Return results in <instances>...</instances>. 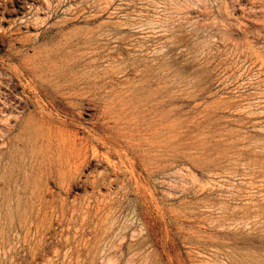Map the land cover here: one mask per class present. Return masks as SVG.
<instances>
[{
    "label": "rangeland",
    "instance_id": "obj_1",
    "mask_svg": "<svg viewBox=\"0 0 264 264\" xmlns=\"http://www.w3.org/2000/svg\"><path fill=\"white\" fill-rule=\"evenodd\" d=\"M0 5V264H264V0ZM94 44L97 67L111 76L103 74L98 98L75 109L77 129L84 134L106 121L104 110L113 113L111 146H88L76 163L54 166V176L37 182L5 165L3 132H17L25 83L17 68Z\"/></svg>",
    "mask_w": 264,
    "mask_h": 264
},
{
    "label": "bare ground",
    "instance_id": "obj_2",
    "mask_svg": "<svg viewBox=\"0 0 264 264\" xmlns=\"http://www.w3.org/2000/svg\"><path fill=\"white\" fill-rule=\"evenodd\" d=\"M38 1V0H37ZM45 1V0H44ZM64 1V0H63ZM63 1L61 0V2L63 3ZM7 2V1H6ZM5 2V3H6ZM29 2V1H28ZM34 2V1H31ZM3 3V2H1ZM45 3V2H44ZM29 4V3H28ZM37 4V3H36ZM54 4V3H53ZM8 5V4H7ZM70 5V4H68ZM36 6V5H35ZM40 6V5H39ZM65 6V5H64ZM74 6V4H73ZM72 6V8H73ZM1 7V5H0ZM33 7V6H32ZM59 7V5H58ZM62 7V6H61ZM80 7V6H79ZM84 8V7H83ZM6 9V8H5ZM26 10V8H25ZM24 10V11H25ZM32 10V9H31ZM39 10V9H38ZM61 10V9H60ZM68 10V9H67ZM79 10V9H78ZM81 10V9H80ZM79 10V12H80ZM7 11V10H6ZM5 11V12H6ZM33 11V10H32ZM31 11V12H32ZM50 11V10H49ZM72 11V10H71ZM83 11V10H82ZM11 12V11H10ZM14 12V11H12ZM66 12V11H65ZM93 12V11H92ZM7 13H9L7 11ZM18 13V12H17ZM26 13V12H25ZM10 14V13H9ZM49 14V13H48ZM76 14V13H75ZM93 14V13H92ZM11 15V14H10ZM84 15V14H83ZM88 15H90L88 13ZM28 16V15H27ZM35 16V15H34ZM52 16V15H51ZM67 16V15H66ZM69 16V15H68ZM67 16V17H68ZM93 16V15H92ZM26 17V16H25ZM37 17V16H36ZM45 17V16H44ZM58 17V16H57ZM87 17V16H86ZM89 17V16H88ZM24 18V17H23ZM63 18V17H62ZM31 19V18H30ZM53 19V18H52ZM79 19V18H78ZM25 20V19H24ZM28 20V19H27ZM32 20V19H31ZM71 20V19H70ZM100 20V19H99ZM102 20V19H101ZM100 20V21H101ZM13 21V20H12ZM16 21V20H15ZM51 21V20H50ZM65 20H63L64 22ZM69 21V20H66ZM61 22V21H60ZM95 22V21H94ZM103 22V20H102ZM9 23V22H8ZM65 23V22H64ZM73 23V22H72ZM96 23V22H95ZM11 24V22H10ZM23 24V23H22ZM38 24V23H37ZM51 24V22H50ZM77 24V23H76ZM81 24V23H80ZM112 24V23H111ZM121 24V23H120ZM146 24V23H144ZM56 25V24H55ZM67 25V24H66ZM79 25V24H78ZM100 25V24H99ZM1 26V25H0ZM29 26V25H28ZM33 26H35L33 24ZM32 26V27H33ZM51 26V25H50ZM54 26V25H53ZM64 26V25H63ZM77 26V25H76ZM82 27V25H80ZM97 26V24L95 25ZM93 26V27H95ZM109 26V25H107ZM115 26V25H114ZM45 27V26H44ZM67 27V26H66ZM71 27V26H70ZM79 26H77L78 28ZM110 27V26H109ZM8 28V27H7ZM25 28V27H24ZM63 28V27H62ZM61 28V30H62ZM86 28H89V26ZM107 28V27H106ZM112 28V27H111ZM141 28V27H139ZM138 28V29H139ZM12 28H10L11 30ZM28 29V28H27ZM41 29V28H40ZM64 29V28H63ZM71 29V28H70ZM69 29V30H70ZM74 29V28H73ZM95 29V28H94ZM104 29V28H103ZM135 29V28H134ZM6 30V29H5ZM43 30V29H42ZM93 29H91L92 31ZM102 30V29H101ZM115 30V29H114ZM4 31V30H3ZM20 31H22L20 29ZM55 31V30H54ZM67 31V30H66ZM97 31V30H96ZM95 31V32H96ZM100 31V30H99ZM99 31H97L96 33H98ZM110 31V30H107ZM118 31V30H116ZM37 32V31H36ZM72 32V31H71ZM77 32V31H76ZM85 32V31H84ZM104 32V30H103ZM112 32V31H111ZM109 32V33H111ZM3 33V32H2ZM24 33V32H23ZM31 33V31H30ZM34 33V32H32ZM66 33V32H65ZM107 33V34H109ZM125 33V32H124ZM40 34V33H39ZM49 34V32L47 33ZM81 34V33H80ZM79 34V35H80ZM93 34V33H92ZM101 34V32H99V35ZM105 34V32L103 33ZM114 34V33H113ZM112 34V35H113ZM121 34V32L119 33ZM127 34V33H125ZM29 35V34H28ZM45 35V34H44ZM86 36H88V34H85ZM85 35H83L85 37ZM96 36V37H99ZM1 36V35H0ZM4 36V34H3ZM14 36V35H13ZM25 36V35H24ZM27 36V35H26ZM25 36V37H26ZM94 36V35H93ZM118 36V35H117ZM19 41L20 40V36H16ZM22 37V36H21ZM29 37V36H28ZM27 37V38H28ZM35 37V36H34ZM62 38V35L59 36ZM105 37V36H103ZM109 37V36H107ZM115 37V35H114ZM2 38V37H1ZM9 38V37H8ZM12 38V36H11ZM16 38V39H17ZM36 38V37H35ZM44 38V37H43ZM65 38V37H64ZM78 38V37H77ZM88 38V37H87ZM87 38L84 40L85 42L87 41ZM92 38V37H91ZM106 38V37H105ZM15 39V40H16ZM23 39V37L21 38ZM25 39V38H24ZM29 39V38H28ZM38 39V38H37ZM96 39V38H95ZM94 39V41H95ZM109 39V38H107ZM116 39V38H115ZM118 39V38H117ZM125 39V38H124ZM31 40V39H30ZM34 40V39H32ZM78 40V39H77ZM82 40V39H81ZM93 40V38H92ZM100 40V39H98ZM98 40H96L95 42H97ZM93 41V42H94ZM105 41V40H103ZM109 41V40H107ZM6 42V41H5ZM18 42V41H17ZM27 42V41H26ZM32 42V41H31ZM74 42V41H73ZM72 42V43H73ZM91 42V41H90ZM101 42V41H100ZM10 43V42H9ZM7 43V44H9ZM14 43V42H13ZM23 43V42H22ZM28 43V42H27ZM37 43V41H36ZM89 43V42H88ZM87 43V44H88ZM6 44V45H7ZM83 46L85 45L84 43ZM114 44V43H113ZM112 44V45H113ZM30 45V44H29ZM75 45H77L75 43ZM74 45V46H75ZM100 45V44H99ZM102 45V44H101ZM110 45V44H109ZM120 45V44H119ZM58 45H56L57 47ZM73 46V44H72ZM73 46V47H74ZM106 46V45H105ZM29 47V46H28ZM71 47V46H69ZM66 48V47H65ZM78 47H76L77 50ZM99 46L95 45L91 47H86V48H79L77 53H70L69 49L66 51V54L64 52L62 57H59V55H57L58 57H50L49 59L47 58V62L44 65H32V66H22L21 68H17L14 69L17 71V75L18 77H23L25 79V83L23 85V91H22V96L21 98H19V102L21 104L20 108V114L16 115L14 118V128L17 129V132L12 134H10V132L13 130L12 127L6 126V128L4 129L3 132V147H2V155H3V159L2 161H5V165H15L17 166L19 169L21 170H25V177H28L29 179L35 180L38 177H41V179L43 177H52L54 176L53 173H51V169L54 168V166H59L60 167H66V166H70V164L75 162H77L79 160V158L81 157L82 154H84L85 152V148L88 146H91V148L94 150H96L98 148V146L102 145V146H109L108 142L110 140V138H108V135L105 131L106 128H110L115 125V122L111 119V114L110 116L108 115L109 112L105 111L102 107L101 109L104 110V114L103 117L106 121H101L102 123H96L95 125H93L92 127H89L88 129L86 128L85 130H83L84 134H81L78 132L77 129V125L78 120L76 118V114H78V112L75 113V109L78 108V106L81 105V103L85 100H95L96 98L99 97L100 95V91L101 88L106 84L105 81V74L107 76H111L110 74H108L105 68V70H101L99 67H97V63H98V55H99ZM101 48V47H100ZM54 49V48H53ZM71 49H75V48H70ZM88 53L90 54L88 58H84L85 54H86V50H88ZM110 49V48H109ZM50 50V49H49ZM107 50V49H106ZM113 50V49H111ZM155 50V49H154ZM52 51V50H51ZM50 51V52H51ZM144 51V50H143ZM5 52V51H4ZM30 52V51H28ZM56 52V51H54ZM116 52V51H115ZM121 52V51H120ZM53 53V52H52ZM124 53V52H122ZM7 54V53H6ZM116 54V53H115ZM62 55V54H61ZM114 55V53H113ZM112 55V56H113ZM120 55V54H118ZM149 55V54H148ZM52 56V55H51ZM116 56V55H115ZM123 56V55H122ZM20 57V56H18ZM17 57V58H18ZM47 57V56H46ZM109 57V56H107ZM106 57V58H107ZM114 57V56H113ZM152 57V56H151ZM157 57V56H156ZM5 58V57H3ZM16 58V60H17ZM104 58V57H103ZM154 58V57H153ZM101 60V59H100ZM123 60V58H122ZM127 60V59H125ZM135 60V59H134ZM8 61V60H7ZM21 61V60H20ZM109 61V60H106ZM132 61V60H130ZM10 62V61H9ZM13 62V61H12ZM113 62V60H112ZM2 63V62H1ZM101 63V62H100ZM105 63V61H104ZM118 63V60H117ZM18 64V63H17ZM99 64V63H98ZM103 64V63H102ZM14 65V64H13ZM23 65V64H22ZM101 66V65H100ZM132 66V65H131ZM152 66V64H151ZM12 68V66H10ZM16 67V65H15ZM13 67V68H15ZM81 67V68H80ZM104 67V66H103ZM112 67H116V66H112ZM139 68V67H138ZM137 68V69H138ZM153 68V67H152ZM128 68H126L127 70ZM131 69V68H130ZM140 69V68H139ZM11 70V69H10ZM113 70V68H112ZM133 70V69H132ZM146 70V69H145ZM15 71V72H16ZM139 71V70H138ZM148 71V70H147ZM14 72V71H13ZM14 72V73H15ZM119 72V71H118ZM124 72V71H123ZM122 72V74H123ZM131 72V71H130ZM6 73V72H5ZM129 74V72H127ZM132 73V72H131ZM133 73H135L133 71ZM3 74V73H2ZM104 74V75H103ZM116 74V73H115ZM130 75V74H129ZM137 75V74H136ZM5 76V75H4ZM124 76V75H123ZM127 77V76H126ZM129 77V76H128ZM17 78V77H16ZM124 78V77H123ZM146 78V77H145ZM149 78V77H148ZM11 79V78H10ZM122 79V78H121ZM126 79V78H125ZM128 79V78H127ZM130 79V78H129ZM13 80V78H12ZM21 80V79H20ZM143 80V79H142ZM112 81V80H111ZM9 82V81H8ZM11 82V81H10ZM18 82V81H16ZM20 82V81H19ZM140 82V81H139ZM2 83V82H1ZM0 83V84H1ZM4 83V82H3ZM7 83V82H6ZM118 85V84H117ZM120 85V84H119ZM155 85V84H154ZM6 86V85H5ZM158 86V85H157ZM156 86V87H157ZM9 89V86H7ZM15 87V86H14ZM22 87V86H21ZM114 87V86H113ZM116 87V86H115ZM112 88V86H111ZM119 88V87H118ZM11 89V88H10ZM21 89V88H20ZM152 89V88H151ZM154 90V89H152ZM7 91V90H6ZM125 91V90H124ZM8 92V91H7ZM19 92V91H18ZM156 92V91H155ZM158 92V91H157ZM155 93V95H158V93ZM14 93V92H13ZM18 94V93H17ZM20 94V93H19ZM125 94V93H124ZM145 94V93H144ZM4 95V94H3ZM148 95V94H146ZM8 97V95H5ZM10 96V95H9ZM15 96V95H14ZM13 96V97H14ZM131 96V95H130ZM139 96V95H137ZM129 97V96H128ZM144 97V96H143ZM152 97V96H148ZM139 98V97H138ZM137 98V99H138ZM13 99V98H12ZM133 99V98H132ZM141 99V98H140ZM138 99V100H140ZM155 99V98H153ZM11 100V99H10ZM136 100V99H135ZM137 100V101H138ZM12 101V100H11ZM127 101V100H126ZM131 101V100H130ZM152 101V100H151ZM157 101V100H156ZM122 102V101H120ZM143 102V101H142ZM141 102V103H142ZM9 103V102H8ZM126 103V102H125ZM129 103V102H127ZM126 103V104H127ZM131 104V103H130ZM139 104V103H138ZM144 104V102H143ZM142 104V105H143ZM121 105V104H120ZM122 105H124V103L122 102ZM133 105L135 106L136 104H132V108ZM141 105V104H140ZM84 106V104H83ZM130 106V105H129ZM94 107V106H93ZM121 107V106H119ZM137 107V106H136ZM141 107V106H140ZM139 107V108H140ZM2 108V106H1ZM86 108V107H85ZM84 108V109H85ZM95 108V107H94ZM112 108V106L110 107ZM131 108V106H130ZM129 108V109H130ZM138 108V109H139ZM8 109V108H7ZM92 109V108H91ZM98 109V108H97ZM137 109V108H136ZM19 110V109H18ZM107 110V109H106ZM121 110V108H120ZM131 110V109H130ZM129 110V111H130ZM134 110V108H133ZM144 110V109H142ZM81 111V110H80ZM87 111V110H86ZM98 111V110H97ZM119 111V110H118ZM127 111V110H126ZM125 111V112H126ZM92 112V111H91ZM111 112V111H110ZM117 112V111H116ZM123 112V111H122ZM141 112V111H140ZM139 112V113H140ZM99 113V112H98ZM86 114V113H85ZM120 114V113H117ZM128 114H130V112H128ZM126 113V115H128ZM144 114V113H143ZM150 115V114H149ZM87 116V115H86ZM114 116L115 113H114ZM123 116V115H122ZM139 116V115H138ZM137 116V117H138ZM98 117V116H97ZM96 117V118H97ZM113 117V116H112ZM117 117V116H116ZM157 117V116H156ZM4 118V117H3ZM87 118V117H86ZM95 118V117H94ZM115 118V117H113ZM123 118V117H122ZM121 118V119H122ZM153 118V117H152ZM151 118V119H152ZM117 119V118H116ZM84 120V119H83ZM149 120V119H148ZM119 121H121L119 119ZM137 121H139L137 119ZM136 121V122H137ZM144 121V120H143ZM146 121V120H145ZM144 121V122H145ZM112 123V126H109L108 123ZM84 123V122H83ZM90 123V122H88ZM93 123V122H92ZM110 123V124H111ZM117 123V120H116ZM125 123V122H124ZM123 123V124H124ZM131 123V122H130ZM148 123V122H147ZM146 123V124H147ZM151 123V122H150ZM149 123V124H150ZM86 124V123H85ZM101 124V125H100ZM102 124H106V127H102ZM126 124V123H125ZM128 124V122H127ZM135 124V123H134ZM145 124V126H146ZM152 124V123H151ZM155 124V123H154ZM81 125V124H80ZM79 125V126H80ZM84 125V124H83ZM82 125V126H83ZM92 125V124H91ZM118 125H120L118 123ZM132 125V124H130ZM129 125V126H130ZM104 126V125H103ZM138 126V125H136ZM158 126V125H157ZM121 127V126H120ZM126 127V126H125ZM135 127V126H134ZM152 127V126H150ZM153 127H155L153 125ZM152 127V128H153ZM117 128V127H116ZM119 128V127H118ZM133 128V127H132ZM152 128L148 129L151 130ZM114 129V128H113ZM126 128H124V131ZM141 129V128H140ZM154 129H157V127H155ZM117 130V129H116ZM115 130V131H116ZM111 131V129H110ZM131 131V129H130ZM142 131V130H141ZM147 131V130H146ZM152 131V130H151ZM109 132V131H107ZM117 132H120V130L118 129ZM138 133L140 132L139 130L137 131ZM155 132V131H154ZM111 133V132H110ZM122 133V132H121ZM133 133V132H132ZM136 133V132H135ZM134 133V135H135ZM142 133V132H141ZM113 134V132H112ZM119 134V133H118ZM123 134V133H122ZM126 134V133H124ZM123 134V135H124ZM128 134V133H127ZM145 136L147 135L146 133H144ZM143 134V135H144ZM117 136V135H115ZM119 136V135H118ZM122 136V135H121ZM140 136V135H139ZM137 136V137H139ZM152 138V135H150ZM127 137V135H126ZM136 137V136H135ZM134 137V138H135ZM142 137V136H141ZM140 137V139H141ZM149 137V136H146ZM146 137H144L146 139ZM129 138V137H128ZM133 138V139H134ZM155 138V136H153V139ZM121 139V138H120ZM123 139V138H122ZM131 139V138H130ZM132 139V140H133ZM138 139V138H137ZM143 139V137H142ZM144 139V141H145ZM156 139V138H155ZM158 139V138H157ZM128 140V139H127ZM135 140V139H134ZM151 140V139H150ZM121 141V140H120ZM124 141V139H123ZM122 141V142H123ZM142 141V140H141ZM1 142V141H0ZM125 142V141H124ZM143 142V141H142ZM146 142V141H145ZM153 141H151L152 143ZM119 143V142H118ZM130 143V142H129ZM151 143L149 144L151 146ZM157 143V142H156ZM77 144H79L77 146ZM135 145V144H134ZM144 145V144H142ZM111 146V145H110ZM113 146V145H112ZM116 146V145H115ZM114 146V147H115ZM132 146V145H131ZM152 147V146H151ZM107 148V147H105ZM133 148V147H132ZM140 148V147H139ZM143 148V146H142ZM136 149V148H135ZM158 149V148H157ZM114 150V149H112ZM119 150V148H118ZM122 151L124 149H121ZM134 150V148H133ZM143 150V149H142ZM89 151V150H88ZM130 151V150H129ZM96 152V151H94ZM92 152V153H94ZM99 152V151H98ZM124 152V151H123ZM88 153V152H87ZM102 153V152H101ZM116 153V152H115ZM158 153V152H157ZM1 155V154H0ZM92 155V154H91ZM125 155V154H124ZM134 155V153H133ZM146 155V154H145ZM83 156V155H82ZM85 156V154H84ZM119 156V155H118ZM141 156V155H140ZM154 156V155H153ZM91 157V156H90ZM101 157V156H100ZM99 157V158H100ZM129 157V156H128ZM150 157V156H148ZM2 158V157H1ZM118 158V157H117ZM146 158V157H145ZM151 158V157H150ZM74 159V160H73ZM119 159V158H118ZM129 159V158H128ZM153 159V158H152ZM83 159H80V161ZM92 160V159H91ZM105 160V159H104ZM117 160V159H116ZM130 160V159H129ZM128 160V161H129ZM132 160V158H131ZM130 160V161H131ZM138 160V159H137ZM121 161V160H120ZM134 161V160H133ZM142 161V160H141ZM157 161V160H156ZM94 162V161H93ZM103 162V161H102ZM117 162V161H116ZM1 163V161H0ZM107 163H110L109 161H107ZM158 163V162H157ZM80 164V162H79ZM136 164V163H135ZM156 164V163H155ZM2 165V164H1ZM75 165V164H74ZM106 165V164H105ZM104 165V167H105ZM112 165V164H111ZM125 165V164H124ZM158 165V164H157ZM126 166V165H125ZM131 166V165H130ZM14 167V166H13ZM79 167V166H78ZM98 167V166H97ZM115 167V166H114ZM121 167V166H120ZM133 167V165H132ZM135 167V166H134ZM153 167V166H152ZM151 167V169H152ZM155 167V166H154ZM8 168V167H7ZM75 168V167H74ZM117 168V167H116ZM138 168V167H137ZM156 168V167H155ZM73 169V168H72ZM114 169V168H113ZM112 169V170H113ZM130 169V168H129ZM150 169V168H148ZM1 170V169H0ZM10 170V169H9ZM13 170V169H12ZM36 170L40 173L37 174ZM59 170V169H58ZM57 170V171H58ZM66 170V168H65ZM101 170V169H100ZM111 170V168H110ZM116 170V169H115ZM67 171L69 172V170L67 169ZM109 171V170H107ZM130 171L132 172V170L130 169ZM154 171V170H153ZM157 171V169L155 170ZM1 172V171H0ZM10 172V171H9ZM74 172V171H73ZM113 172V171H112ZM115 172V171H114ZM139 172V170H138ZM22 173V172H21ZM20 173V174H21ZM58 173V172H57ZM65 173V171H64ZM94 173V171H93ZM151 173V171H150ZM153 173V172H152ZM12 174V172H11ZM14 174V173H13ZM16 174V173H15ZM14 174V175H15ZM60 174V173H59ZM76 174V173H75ZM74 174V175H75ZM103 174V173H102ZM134 174V172L132 173ZM17 175V174H16ZM64 175V174H62ZM66 175V173H65ZM105 175V174H104ZM111 175V174H110ZM113 175V174H112ZM121 175V174H120ZM140 175V174H139ZM23 176V175H22ZM57 176V175H56ZM55 176V177H56ZM109 176V175H106ZM115 176V175H114ZM117 176V175H116ZM129 176V175H128ZM134 176V175H133ZM148 176V175H147ZM7 177V176H6ZM11 177V176H10ZM16 177V176H15ZM62 177V176H61ZM77 177V176H76ZM82 177V176H81ZM112 179V176H109ZM140 177V176H139ZM153 177V176H152ZM67 178V177H66ZM70 178V177H69ZM94 178V177H93ZM12 179V178H11ZM19 178H17L18 180ZM62 179V178H60ZM105 179V178H104ZM142 179V178H140ZM14 180L16 181V178H14ZM44 180V179H43ZM41 180V181H43ZM100 180V179H99ZM139 180V178H138ZM10 181V179H9ZM31 181V180H30ZM34 181V183H35ZM53 181V180H52ZM61 181V180H60ZM77 181V180H76ZM105 181V180H104ZM37 182V181H36ZM39 182V181H38ZM109 182V181H107ZM106 182V183H107ZM124 182V181H123ZM126 182V181H125ZM18 183V182H16ZM41 183V182H40ZM44 183V181H43ZM43 183H41L43 185ZM63 183V182H61ZM68 183H69V179H68ZM73 183V182H72ZM103 183V182H102ZM141 182L139 181V184ZM143 183V181H142ZM144 183H146V181H144ZM148 183V182H147ZM146 183V184H147ZM7 184V183H6ZM30 184V183H29ZM40 184V185H41ZM47 184V183H46ZM51 184V183H48ZM138 185V183H135ZM134 184V185H135ZM145 184V186H147ZM16 185V184H15ZM14 185V187H15ZM20 185V183H19ZM61 185V184H60ZM150 185V184H149ZM12 186V185H11ZM46 186V185H45ZM44 186V190L45 187ZM72 186V185H71ZM140 186V185H139ZM142 186V185H141ZM144 186V184H143ZM144 186V187H145ZM9 187V186H8ZM24 187V186H23ZM50 187V186H49ZM137 187V186H136ZM148 187V186H147ZM4 188V187H3ZM16 188V187H15ZM40 188V186H39ZM58 188V187H57ZM135 189V187H133ZM138 188V187H137ZM140 188V187H139ZM143 188V187H142ZM141 188V189H142ZM146 188V187H145ZM6 189V188H5ZM22 189V188H20ZM129 189V188H128ZM133 189V192H134ZM147 189V188H146ZM23 190H26V188H24ZM43 190V189H42ZM61 190V189H60ZM130 190V189H129ZM138 190V189H137ZM145 190V189H143ZM148 190V189H147ZM7 191V190H6ZM10 191V190H9ZM12 191V190H11ZM38 191V190H37ZM63 191V190H62ZM60 191V192H62ZM136 191V190H135ZM20 192V191H19ZM45 192V191H44ZM59 192V193H60ZM138 192V191H137ZM147 192V191H146ZM145 192V194H146ZM29 193V192H28ZM53 193V192H52ZM65 193V192H64ZM140 193V192H139ZM143 193V192H142ZM13 194V192H12ZM31 194V193H30ZM29 194V195H30ZM47 194V192H46ZM49 194V193H48ZM144 194V193H143ZM4 195V194H3ZM28 195V194H27ZM37 195V193H36ZM55 195V194H54ZM139 195V194H138ZM23 196V195H22ZM25 196V195H24ZM45 196V195H44ZM141 196V195H140ZM4 198V197H3ZM10 198V197H9ZM32 198V197H31ZM39 198V197H38ZM6 200V199H5ZM4 200V201H5ZM21 200V199H20ZM28 200V199H27ZM41 200V199H40ZM26 201V200H25ZM46 201V199H45ZM49 201V200H48ZM38 202V201H37ZM36 202V203H37ZM20 203V202H19ZM28 203V202H27ZM33 203V202H32ZM40 203V202H39ZM44 203V201H43ZM45 204V203H44ZM21 205V204H20ZM26 205V204H25ZM35 206V205H34ZM39 206V205H38ZM56 206V205H54ZM21 207V206H20ZM43 207V206H42ZM26 208V207H25ZM45 207H43L44 209ZM53 208V207H52ZM33 209V208H32ZM22 210V209H21ZM42 210V209H41ZM49 210V209H48ZM1 211V210H0ZM28 211V209H27ZM30 211V210H29ZM36 212V210H35ZM6 213V212H5ZM33 213V212H32ZM43 213V212H42ZM1 214V213H0ZM18 214V213H17ZM29 216V212L27 213ZM40 214V213H39ZM4 215V214H3ZM25 215V214H24ZM7 216V215H6ZM9 216V215H8ZM19 216V215H17ZM27 216V215H26ZM25 216V218H26ZM40 216V215H39ZM1 217V216H0ZM15 217V215H14ZM38 217V216H37ZM33 217H31L32 219ZM4 219V218H3ZM8 219V218H7ZM16 219V217H15ZM30 219V220H31ZM28 220V219H27ZM26 220V221H27ZM7 222V220H6ZM28 222V221H27ZM37 223V221H36ZM35 223V224H36ZM9 224V223H7ZM19 224V223H17ZM23 224V223H22ZM34 224V223H33ZM39 224V223H38ZM16 225V224H15ZM13 227V226H12ZM18 228V226H17ZM21 228V227H20ZM9 229V228H8ZM11 229H9L10 231ZM40 230V229H39ZM5 231V230H4ZM18 231V230H17ZM2 232V231H1ZM15 232V231H14ZM33 232V231H32ZM31 232V233H32ZM35 232V230H34ZM13 233V232H12ZM17 233V232H16ZM22 233V232H21ZM22 236V234H21ZM28 236V235H26ZM12 237V235H11ZM32 237V236H31ZM20 240V239H19ZM26 240V239H25ZM26 242V241H25ZM18 243V242H17Z\"/></svg>",
    "mask_w": 264,
    "mask_h": 264
}]
</instances>
